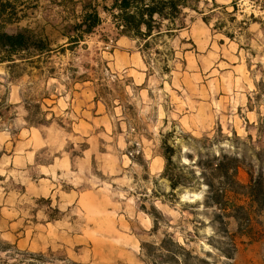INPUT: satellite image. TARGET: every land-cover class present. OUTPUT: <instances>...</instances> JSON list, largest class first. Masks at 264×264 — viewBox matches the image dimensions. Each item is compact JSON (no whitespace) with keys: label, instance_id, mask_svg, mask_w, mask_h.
<instances>
[{"label":"rangeland","instance_id":"rangeland-1","mask_svg":"<svg viewBox=\"0 0 264 264\" xmlns=\"http://www.w3.org/2000/svg\"><path fill=\"white\" fill-rule=\"evenodd\" d=\"M105 2L0 0V31L57 48ZM188 2L149 49L101 11L75 48L0 63V264H264L246 189L264 151V0Z\"/></svg>","mask_w":264,"mask_h":264},{"label":"trees","instance_id":"trees-1","mask_svg":"<svg viewBox=\"0 0 264 264\" xmlns=\"http://www.w3.org/2000/svg\"><path fill=\"white\" fill-rule=\"evenodd\" d=\"M105 4L99 9L94 4H89L83 8L80 20L68 23L61 28V36L66 40L59 47L61 52L66 49H73L85 37L91 34L95 28L102 23L101 11L109 14L115 24V28L120 35L127 36L143 42V48L149 49L153 42L165 35H172L184 8L192 7L188 0H105ZM239 0H232L236 8ZM110 3V4H108ZM10 3L0 4V15H3ZM166 21V24L165 22ZM164 27V28H163ZM52 39L48 36L38 35L27 27L18 29L15 32L0 31V63H12L16 59L21 62H29L31 65L43 61V56H49L55 49L52 46ZM174 149L168 145L167 152L164 153L166 160L165 175L170 181L172 190L182 184L179 180L178 172L169 170L172 164ZM259 165L249 164L248 182L246 184L247 196L251 206L256 205L260 211H264V151L257 154ZM239 165L228 168L218 165L217 170L227 175L230 170L237 175ZM207 184L212 188L213 182ZM223 194L219 192L215 195L216 203L220 204ZM220 216L221 214H218ZM171 241V239H170ZM165 243V239L162 241ZM167 256L175 254L167 249ZM33 256L42 257V254L32 253ZM231 257V253H227ZM178 259V258H176ZM178 261V260H176Z\"/></svg>","mask_w":264,"mask_h":264}]
</instances>
